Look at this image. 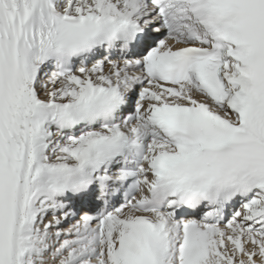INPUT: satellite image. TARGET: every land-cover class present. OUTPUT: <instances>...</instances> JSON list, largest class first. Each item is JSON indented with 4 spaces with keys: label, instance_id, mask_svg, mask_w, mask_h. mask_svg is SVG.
<instances>
[{
    "label": "snow or ice",
    "instance_id": "1",
    "mask_svg": "<svg viewBox=\"0 0 264 264\" xmlns=\"http://www.w3.org/2000/svg\"><path fill=\"white\" fill-rule=\"evenodd\" d=\"M0 264H264V0H0Z\"/></svg>",
    "mask_w": 264,
    "mask_h": 264
}]
</instances>
